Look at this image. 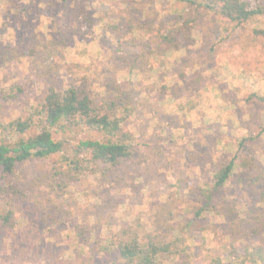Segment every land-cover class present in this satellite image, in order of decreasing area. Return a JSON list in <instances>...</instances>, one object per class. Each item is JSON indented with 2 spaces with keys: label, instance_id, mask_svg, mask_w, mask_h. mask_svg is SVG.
<instances>
[{
  "label": "rangeland",
  "instance_id": "obj_1",
  "mask_svg": "<svg viewBox=\"0 0 264 264\" xmlns=\"http://www.w3.org/2000/svg\"><path fill=\"white\" fill-rule=\"evenodd\" d=\"M80 82L123 118L134 152L19 163L20 192L0 194L12 212L0 264H127L118 245L136 233L188 245L158 264H231L264 242V16L239 24L203 0H0V141L49 87ZM54 135L102 138L82 125ZM233 157L196 217L200 187Z\"/></svg>",
  "mask_w": 264,
  "mask_h": 264
},
{
  "label": "trees",
  "instance_id": "obj_2",
  "mask_svg": "<svg viewBox=\"0 0 264 264\" xmlns=\"http://www.w3.org/2000/svg\"><path fill=\"white\" fill-rule=\"evenodd\" d=\"M204 4L222 16L239 24L254 17L264 16V4L261 0H203ZM264 102V96H259ZM128 109L127 105H125ZM94 104L85 82L71 83L65 89L49 87L39 106L26 119L19 118L11 122L9 128L19 134L14 141H0V194L11 197L20 192L12 182L16 167L30 158H46L54 154L73 150L77 157L89 153L93 163L105 162L117 165L121 159L130 157L134 152L133 134L122 125L123 118L113 111ZM96 130L102 138L79 140L71 145L64 139L55 138V133L74 131L78 126ZM33 127L37 132L27 136ZM21 135V136H20ZM75 167L80 163L70 159ZM236 157L230 159L216 173L212 187H200L198 204L194 208L196 217H204L205 203L212 200L216 190L227 184L235 171ZM262 197V194L260 193ZM213 207V206H212ZM3 226L12 225V212L0 214ZM140 234V233H139ZM138 233L121 241L119 255L127 264H158L164 254H179L188 246L185 241L178 243L164 240H145ZM264 264V242L247 249L238 260L231 264ZM215 262V261H214ZM216 264H222L216 259Z\"/></svg>",
  "mask_w": 264,
  "mask_h": 264
}]
</instances>
